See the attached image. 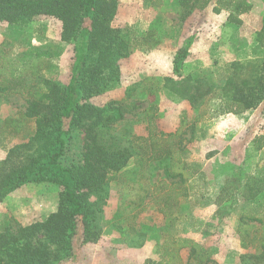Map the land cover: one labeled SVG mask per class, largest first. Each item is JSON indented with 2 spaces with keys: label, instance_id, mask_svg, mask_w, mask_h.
<instances>
[{
  "label": "rangeland",
  "instance_id": "obj_1",
  "mask_svg": "<svg viewBox=\"0 0 264 264\" xmlns=\"http://www.w3.org/2000/svg\"><path fill=\"white\" fill-rule=\"evenodd\" d=\"M118 3L112 22L114 27H130L139 36L152 31L160 44L150 48L133 47L127 57L117 62L118 80L89 102L106 108L112 101L119 104L124 101L121 104L126 108L125 117L111 126L109 132L121 140L122 146L131 145L135 150L145 144L148 135L145 116L152 105L158 108L156 125L161 132H175L186 117L184 157L190 165L198 167L199 174L189 182V198L181 199L175 215L164 219L156 200L162 194L160 182L172 181L165 175L169 161L151 162L140 172L132 159L104 187V210L99 215L103 228L100 239L113 245L99 249L90 244H96L100 239L84 243L80 226L72 257L59 264H168L167 259L163 260V247L180 238L200 240L199 244L210 251V260L206 264H264L261 263L264 260L255 258L264 254V183L255 182L264 177V150L255 146V141L264 136V101L260 112L251 115L254 122L251 129L242 136L244 157L237 155L233 173L226 183L228 194L225 197L230 200H208L206 193L214 194L217 187L204 180L206 178L201 174L206 176V173L199 162H203L209 151L203 148L199 139H191V127L201 112L212 108V103L194 108L165 87L167 77L182 80V75L174 72V61L181 49L189 44L192 47L197 39H201L198 35L203 32L201 25L208 15L194 10L183 20L189 10L181 0H118ZM62 30V22L49 16H37L25 25L0 21V164L10 153L12 164L20 167L32 159L46 161L44 154L49 143L46 139L35 138V122L30 120L28 129L16 133L7 121L21 119L26 111L29 96L23 89L25 86H36L45 79H53L63 87L69 83L74 44L62 40ZM207 41L210 39L196 45L198 57L191 59L190 55L182 63L183 76L196 69L199 71L196 75L210 80L219 78L212 66L213 58L206 54L210 45ZM1 52L12 61L4 71H1ZM39 53L47 54L46 68L41 75H28L21 85L9 89L10 66H21ZM150 77L157 83L147 80ZM155 88L157 91L153 94ZM200 123L195 124V130ZM203 123L206 130L211 128H207L210 121ZM66 138V153L60 159L61 164L83 165L84 133L73 126ZM61 190L59 184L44 181L25 183L10 193L0 203V231L7 226L18 230L46 220L58 209ZM95 199L96 195H92L91 200ZM190 256V248L181 249L177 264H201Z\"/></svg>",
  "mask_w": 264,
  "mask_h": 264
},
{
  "label": "trees",
  "instance_id": "obj_2",
  "mask_svg": "<svg viewBox=\"0 0 264 264\" xmlns=\"http://www.w3.org/2000/svg\"><path fill=\"white\" fill-rule=\"evenodd\" d=\"M181 3L189 10L183 20L194 10L204 11L214 6L216 13L229 9L228 20L237 26L243 23L240 16L251 9L247 0H181ZM118 4V0H0V21L25 25L37 16L53 17L62 22V40L74 44L69 83L63 87L53 79H45L43 84L25 86L23 89L29 96L26 111L21 119L7 121L14 132L19 133L28 129L30 120H33L35 138L46 139L49 144L44 154L46 161L32 159L20 167L12 164L10 153L0 164V203L25 183L49 181L59 184L62 190L58 209L46 220L18 230L7 226L0 231V264H59L72 257L74 239L80 226L84 243L97 242L103 233L99 215L104 210V187L132 159L140 172L151 162L169 161L165 175L172 181L160 182L159 192L162 194L156 200L164 219L172 218L180 200H187L190 196L189 182L199 174V170L184 157L186 117L175 132H161L156 125L158 108L152 105L145 116L148 130L145 144L136 151L131 145L122 146L121 140L109 132L111 126L125 117L126 108L121 104L124 101L120 104L112 101L106 108L89 102L90 98L102 94L110 83L118 80L117 62L127 57L133 47L150 48L160 44L152 31L139 36L130 27H114L112 22ZM256 41L264 48V27L257 33ZM190 49V44L181 49L174 61V72L182 75V80L167 77L165 87L194 108L212 103L209 111L201 112L195 118L191 139L195 137V124L207 115L210 118L240 115L258 108L264 101V57L233 62L224 76L210 80L196 75L198 72L183 76L182 63L190 55ZM46 55L39 53L21 66L9 65V89L21 85L28 75H41L46 68ZM2 60L1 71H4L12 61L3 53ZM147 80L157 83L151 77ZM156 91L155 88L152 93ZM73 126L85 136L84 163L63 166L60 159L66 153V137H69ZM255 146L258 149L264 147V136L255 141ZM255 182L264 183V179ZM92 195L97 199L91 200ZM184 248H190V257L194 261L201 264L209 262V250L183 238L163 247V260L177 264L180 262L178 253ZM255 258L264 260V254Z\"/></svg>",
  "mask_w": 264,
  "mask_h": 264
},
{
  "label": "crops",
  "instance_id": "obj_3",
  "mask_svg": "<svg viewBox=\"0 0 264 264\" xmlns=\"http://www.w3.org/2000/svg\"><path fill=\"white\" fill-rule=\"evenodd\" d=\"M247 4L251 6V9L240 16L243 21L241 26L229 22V9H223L219 13L213 11L214 6L204 11L196 10L200 14L206 13L205 15L208 16H206V20L201 25L203 32L198 35L201 39H197L195 44H193L190 49L191 56H189L191 59L198 57L196 45H199L204 39H210V42L207 41L210 45L208 47L209 50H206V54L213 58L212 66L216 73L219 74L218 79L227 73V67L233 62H247L264 57V48L260 47L256 41L257 33L264 27V0H247ZM197 72L199 71L194 69L191 74L195 75ZM218 102L220 103L219 100ZM261 105L240 115L227 114L213 118L204 117L199 121L201 123L199 128L197 127L195 130L197 133L195 132L196 135L194 136L195 139H199V143L203 144V148L205 147L209 151L205 154L203 162H199L201 170L206 173V176L205 174L201 175L206 178L204 180L209 181L208 183H212L214 188L217 187V190L213 192L214 194L206 193L208 200L221 201L223 198L225 201L230 200V197H225L228 194L226 183H228V177L233 173L237 155H239V158L244 157L245 149H243V141L241 139L246 131L251 129L254 123L251 120V115L260 112ZM206 120L211 122L210 125H207V128H211L207 130L203 123ZM258 150L263 151L264 147ZM206 191L208 192V189ZM211 191L212 189L210 188L209 192ZM195 241L197 243L201 242L198 239ZM90 244L95 245L99 249L113 245L109 242H102V238L96 244Z\"/></svg>",
  "mask_w": 264,
  "mask_h": 264
}]
</instances>
